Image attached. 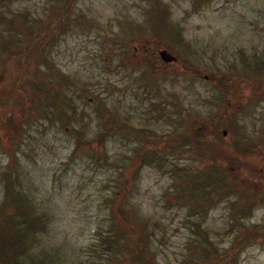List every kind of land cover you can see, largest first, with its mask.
<instances>
[{
    "label": "rangeland",
    "instance_id": "rangeland-1",
    "mask_svg": "<svg viewBox=\"0 0 264 264\" xmlns=\"http://www.w3.org/2000/svg\"><path fill=\"white\" fill-rule=\"evenodd\" d=\"M263 87L264 0H0L13 258L264 264Z\"/></svg>",
    "mask_w": 264,
    "mask_h": 264
},
{
    "label": "trees",
    "instance_id": "trees-1",
    "mask_svg": "<svg viewBox=\"0 0 264 264\" xmlns=\"http://www.w3.org/2000/svg\"><path fill=\"white\" fill-rule=\"evenodd\" d=\"M205 147L209 148V146ZM37 216L39 215H33L32 221H30V226L33 222L35 223ZM15 217L10 216L11 220L5 222L4 219H0V254L7 263L11 258H13V255H17L18 251L25 246V232L23 233L22 229L26 230L30 234L33 233L26 225L24 217L20 219ZM19 263L20 262L16 261V264Z\"/></svg>",
    "mask_w": 264,
    "mask_h": 264
},
{
    "label": "water",
    "instance_id": "water-1",
    "mask_svg": "<svg viewBox=\"0 0 264 264\" xmlns=\"http://www.w3.org/2000/svg\"><path fill=\"white\" fill-rule=\"evenodd\" d=\"M158 54H159L160 58H162L164 61H169V60H172L174 58V56L171 53H169L168 51H166L165 49L159 50Z\"/></svg>",
    "mask_w": 264,
    "mask_h": 264
}]
</instances>
